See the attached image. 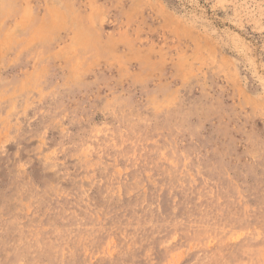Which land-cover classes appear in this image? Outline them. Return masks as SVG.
I'll list each match as a JSON object with an SVG mask.
<instances>
[{
	"label": "rangeland",
	"instance_id": "rangeland-1",
	"mask_svg": "<svg viewBox=\"0 0 264 264\" xmlns=\"http://www.w3.org/2000/svg\"><path fill=\"white\" fill-rule=\"evenodd\" d=\"M0 264H264V0H0Z\"/></svg>",
	"mask_w": 264,
	"mask_h": 264
}]
</instances>
